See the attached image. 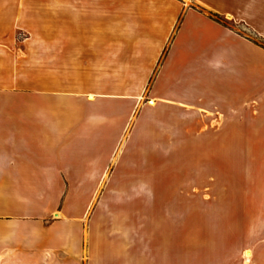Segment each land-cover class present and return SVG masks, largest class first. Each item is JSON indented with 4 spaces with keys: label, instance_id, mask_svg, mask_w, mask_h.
Segmentation results:
<instances>
[{
    "label": "crops",
    "instance_id": "obj_1",
    "mask_svg": "<svg viewBox=\"0 0 264 264\" xmlns=\"http://www.w3.org/2000/svg\"><path fill=\"white\" fill-rule=\"evenodd\" d=\"M95 8L102 19L86 24L103 25L105 5L86 3ZM113 9L124 12L114 25L126 27L116 40L166 43L149 90L163 118L175 108L182 123L202 111L224 123V197H208L205 211L179 180L148 177L147 197H132L136 154L164 152L130 145L134 130L121 144L135 94L74 92L65 81L45 97L36 87L14 96L0 86V264H57L58 254L69 264H264V47L238 28L264 40V0H130ZM175 56L208 94L164 88ZM105 185L129 187L127 197L78 188ZM36 187H60L62 197Z\"/></svg>",
    "mask_w": 264,
    "mask_h": 264
},
{
    "label": "rangeland",
    "instance_id": "obj_2",
    "mask_svg": "<svg viewBox=\"0 0 264 264\" xmlns=\"http://www.w3.org/2000/svg\"><path fill=\"white\" fill-rule=\"evenodd\" d=\"M70 1L76 3L71 5ZM126 1L130 0H0V86L11 87L14 96H19L22 88L36 87V95L45 97L50 93V84L54 82L59 87L64 86L65 81L74 92L96 87L89 91L135 94L137 103L121 144L129 141V133L134 130L130 145L139 149L159 147L164 152L136 154L134 177L137 186L131 187L132 197H147L151 188L143 184L145 177L152 183L177 179L185 197H201L202 210L206 211L208 197H224L225 193L224 123L214 121V116H209L206 111L194 116V120L191 116L192 119L188 117L190 121L182 123L177 121L175 108L171 120L163 118V108L161 104L153 103L149 90L166 43L163 44L159 37L153 41L132 42L115 39L126 27L114 25V18L124 12L113 8ZM88 2L104 3L103 25L86 24V21L102 19L101 10L86 9ZM212 16L225 22L223 17ZM238 28L264 47V40L241 26ZM161 45V53L154 58ZM188 71L177 56L173 57L165 72L164 88L178 92V88L182 91L186 85L189 89L186 92L192 97L202 92L208 94L202 85L187 80ZM156 89L161 91L159 85ZM210 101L207 95L205 104ZM239 142L240 139L232 138V144ZM78 188L84 195L89 193L94 197L102 191L107 194L120 192L121 197H127L129 189L107 185ZM36 189L42 190V194L50 191L57 196L62 192L58 191L60 187ZM202 214V224L207 225V213ZM56 258L57 264H69L62 255L58 254Z\"/></svg>",
    "mask_w": 264,
    "mask_h": 264
},
{
    "label": "trees",
    "instance_id": "obj_3",
    "mask_svg": "<svg viewBox=\"0 0 264 264\" xmlns=\"http://www.w3.org/2000/svg\"><path fill=\"white\" fill-rule=\"evenodd\" d=\"M214 16L217 17V18H220V16L218 14H214Z\"/></svg>",
    "mask_w": 264,
    "mask_h": 264
}]
</instances>
